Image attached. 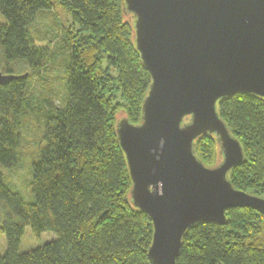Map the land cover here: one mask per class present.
I'll use <instances>...</instances> for the list:
<instances>
[{"label":"trees","instance_id":"1","mask_svg":"<svg viewBox=\"0 0 264 264\" xmlns=\"http://www.w3.org/2000/svg\"><path fill=\"white\" fill-rule=\"evenodd\" d=\"M60 1L80 35L66 31L62 38L59 54L69 53L64 105L52 104L36 115L44 131L31 164L34 201L28 203L2 170L21 167L26 157L24 132L35 112L29 77L53 56L37 43L31 27L39 13L53 8V0H0V73L22 76L17 70L22 66L32 71L0 85V204L5 212L0 231L7 239L0 264H154L148 257L153 222L131 204L132 182L115 122L118 106L109 96L115 85L128 103L129 122H140L151 76L135 48L132 18L123 0ZM103 55L116 77L103 69ZM218 110L244 149L245 161L230 175L233 185L264 196V99L238 94ZM194 148L208 167L222 160L213 136L199 138ZM227 217L226 225L189 229L177 264H264V240L255 225L262 213L238 208ZM27 227L37 236L52 232L57 238L22 252Z\"/></svg>","mask_w":264,"mask_h":264},{"label":"water","instance_id":"2","mask_svg":"<svg viewBox=\"0 0 264 264\" xmlns=\"http://www.w3.org/2000/svg\"><path fill=\"white\" fill-rule=\"evenodd\" d=\"M134 44L151 83L142 120L117 124L132 182L130 201L154 233L148 257L177 264L183 239L198 224L226 225L227 212L264 215V198L237 189L231 172L245 161L242 144L218 106L238 94L264 99V0H123ZM22 76L0 73V85ZM217 139L221 163L195 153Z\"/></svg>","mask_w":264,"mask_h":264},{"label":"rangeland","instance_id":"3","mask_svg":"<svg viewBox=\"0 0 264 264\" xmlns=\"http://www.w3.org/2000/svg\"><path fill=\"white\" fill-rule=\"evenodd\" d=\"M66 31L73 32L75 36L80 35V27L73 21L69 8L60 0H53V8L49 11L39 13L31 27L32 35L37 43L49 48L53 53L51 61L47 63L45 68L37 75L31 74L32 71L26 66H22L21 69H17L21 75H25L26 73L31 74L32 78L29 77L31 84L30 91L32 97L34 98L33 104L35 112L34 114L32 113V117L28 122V127L24 132L23 147L26 157L22 166L15 170L10 171L3 169L2 171L10 183L11 188L20 193L28 203H32L34 201V196L30 186V182L32 180L31 164L32 160L36 159L39 154L40 139L43 137L44 131L43 120L42 118L36 117V115L48 110L52 104L53 106L56 105L58 107H62L65 103V99L67 98L65 88L67 68L66 60L69 57V53L66 51L63 54H59V52L61 53V48L63 47L62 38L66 35ZM103 56V69L109 76L116 77L117 70L109 68L107 55ZM116 90L117 88L114 85V91L112 94H109V96L114 101V104L118 106V110L115 115V122L117 126L120 120L128 117L129 111L127 108L128 103L123 99L120 92H116ZM141 120L137 123V125L141 123ZM220 163L221 161L219 158L215 162L214 166H217ZM131 190L132 187L130 192ZM260 197L264 198V196ZM4 218L5 212L2 209V204H0V228L3 226ZM255 225L258 226L257 229H260L259 238L264 240V218L256 220ZM56 238V234L52 232H46L37 236L30 227H27L24 237L22 238L20 248L22 252L31 251L54 241ZM6 249L7 239L0 231V253H4Z\"/></svg>","mask_w":264,"mask_h":264}]
</instances>
